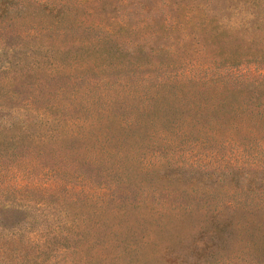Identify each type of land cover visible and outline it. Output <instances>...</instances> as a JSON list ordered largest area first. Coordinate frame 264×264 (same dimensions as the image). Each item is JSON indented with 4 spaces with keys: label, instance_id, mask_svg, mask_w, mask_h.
Instances as JSON below:
<instances>
[{
    "label": "trees",
    "instance_id": "1",
    "mask_svg": "<svg viewBox=\"0 0 264 264\" xmlns=\"http://www.w3.org/2000/svg\"><path fill=\"white\" fill-rule=\"evenodd\" d=\"M220 2L115 0L93 21L89 0H0V264H220L232 241L264 264V17ZM56 42L77 81L18 98L60 80ZM189 47L213 61L169 68ZM229 146L256 163L228 181L187 153Z\"/></svg>",
    "mask_w": 264,
    "mask_h": 264
},
{
    "label": "rangeland",
    "instance_id": "2",
    "mask_svg": "<svg viewBox=\"0 0 264 264\" xmlns=\"http://www.w3.org/2000/svg\"><path fill=\"white\" fill-rule=\"evenodd\" d=\"M93 3V5L96 7V9L93 11V16H89L88 18L93 21H97L99 19H103L102 16L104 15H112V11L115 9L114 7V1L115 0H107L110 4L107 5L106 7H103L100 4V0H89ZM225 1V0H223ZM240 1V4L237 3L236 8H233L229 11V14L231 16V20L236 21L235 23L242 21L245 16L251 15L252 12H257L261 14V16L264 17V0H238ZM209 6L213 7L218 13L225 14L226 11L223 9V11L219 10V8H222V4L220 0H208ZM100 5V6H99ZM217 6V7H216ZM217 8V9H216ZM123 13V15L127 16V12H120ZM102 15V16H101ZM86 16V15H84ZM154 18V16H153ZM256 33L260 36L261 40L258 43V45L264 46V30H255ZM4 37H1L3 42L5 40H11L12 44L17 43V40H15V36H13L10 32L3 31L1 33ZM65 46L59 44L56 42L54 46H52L49 50L44 52L45 54L49 56H44V60L46 63L43 64L44 67H47L48 69H56L54 73H59V78L60 80H46L42 79L35 84L28 85V83L22 84L23 87H20L21 85L14 86L12 89L15 90L16 95L18 98L19 95L22 97L25 96L26 94H29L31 98L36 97L37 95H44V97H47L48 94H52L55 92V87L61 83V81L64 82H73L77 81L75 78L79 74V71L74 69L72 67V59L69 56H64L63 55V50ZM198 47L195 48H187L184 50H177L173 56H171L168 60L170 67L169 68H174L175 71H180L184 68H191L193 62L195 61L196 58L199 57V62H212L214 59V56L211 54H215L214 51L210 50V53L207 52L205 54L200 53L198 50ZM195 50V51H194ZM19 57V56H16ZM155 60V58H153ZM17 64L19 61L14 60ZM20 64V63H19ZM184 64V65H183ZM20 65H25L31 66V61L30 62H24L23 64ZM260 66H262L260 64ZM74 69V70H73ZM65 70L66 74H71V78L67 79V76H64L63 71ZM49 70L44 73L48 74ZM90 73V72H88ZM120 74L119 72H115L114 75ZM142 76H145L142 72L139 73ZM137 74L139 76L138 81L140 80V83L142 84L141 80V75ZM117 77V76H116ZM136 77V76H135ZM114 78V76H112ZM119 87L121 85H118ZM36 87L34 92H32L33 88ZM139 87V85H138ZM125 88H129L127 85H125ZM40 89V90H39ZM46 98H44L45 100ZM38 104V103H37ZM204 149V150H203ZM199 148L197 152L194 151H187V153L191 152L192 157H189V160H192L195 158L199 163L202 165H205L209 171H212L213 168L216 169V171L219 170V172H222L224 176L226 177V180L228 181L232 174L234 175L236 171L238 173L241 172V170H236V168L241 164V165H249L252 163H256L255 160L252 157H247L243 156L239 153L236 152V147L235 146H229V147H224L222 149H212L214 150L213 152H216L217 150L218 154L220 157H218L219 161H217L215 156H213L211 159L208 158V154H210L209 149L206 148ZM197 153H202L203 156L207 155L206 158H199ZM237 154V155H236ZM253 156V153H252ZM48 157L43 158L44 161H48ZM227 161V162H226ZM220 162V163H219ZM239 162V163H238ZM260 164H264L263 162ZM238 177V176H237ZM235 181L239 182L240 184L243 182V179L239 176V178L234 179ZM82 185V191L83 192H93V193H98L100 192V188L104 185V180L103 178L93 174L92 177L89 180H85L81 182ZM181 193V189H178L176 194ZM166 191H163L161 193L162 197L165 198L166 196ZM173 195H169V198L173 197ZM1 198V197H0ZM2 234H5V237H8L9 235L6 232H3ZM4 237V238H5ZM1 236H0V242H1ZM222 257L224 258V262H221L220 264H261L260 261L252 254L251 250L244 244V246L238 244L237 242H230L225 245L224 249L222 250Z\"/></svg>",
    "mask_w": 264,
    "mask_h": 264
}]
</instances>
